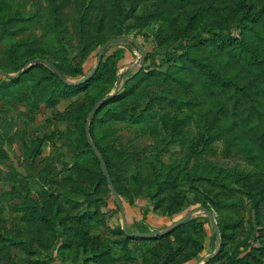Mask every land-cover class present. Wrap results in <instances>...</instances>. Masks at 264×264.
<instances>
[{
  "label": "rangeland",
  "instance_id": "obj_1",
  "mask_svg": "<svg viewBox=\"0 0 264 264\" xmlns=\"http://www.w3.org/2000/svg\"><path fill=\"white\" fill-rule=\"evenodd\" d=\"M245 2L0 0V70L25 68L0 73V264H264V66L220 41L264 57ZM120 36L143 62L111 44L73 90L33 61L75 82Z\"/></svg>",
  "mask_w": 264,
  "mask_h": 264
},
{
  "label": "water",
  "instance_id": "obj_2",
  "mask_svg": "<svg viewBox=\"0 0 264 264\" xmlns=\"http://www.w3.org/2000/svg\"><path fill=\"white\" fill-rule=\"evenodd\" d=\"M127 39H131L132 41H134L136 43V45L140 48L141 50V53H142V58H141V62H143V58H144V53H145V50H144V47L140 44L139 41H137L136 39L134 38H129L127 36H120V37H116V38H111V39H108V40H105L104 42L101 43L99 49H98V52H97V56H96V61H95V65L94 67L92 68V70L86 74L85 76H83L81 79L75 81V82H69L65 79V77L63 76V74L54 66L52 65L49 61L43 59V58H36L34 59L33 61L35 62H43L50 70H52L64 83L66 84H70V85H78V84H81L87 80H89L97 71L99 65H100V62H101V58L103 56V53L105 51V49L111 45V44H115V43H119V42H123ZM25 71V68H22L20 71H18L15 75H9L7 74L6 72L4 71H1L0 70V73L3 74V75H6V76H9V77H16L18 75H20L22 72ZM108 95H106L104 98H106ZM101 100H98L97 102H95L91 112H90V116L94 113L97 105L100 103ZM86 134H88V126H86ZM88 140L90 141V145L94 151V153L97 155V157L99 158L100 160V163H101V166H102V170L104 172V175H105V178L108 182V185H109V188L115 198V201H116V204L118 207L121 206V201H120V198H119V195L118 193L116 192V189L114 187V184L109 176V173H108V169H107V166L105 164V161L101 155V153L99 152V150L97 149L96 145L94 144V142L91 141V139L89 138V136H87ZM208 215L209 217L211 218V221H212V225L214 227V229L217 231V226H216V223H215V220H214V216L213 214L207 210L206 208H202ZM191 214L192 212H188L183 218H181L180 220H178L173 226L165 229L164 231L161 232V234H165V233H169L171 232L172 230H174L175 228H177L178 226H180L182 223H184L186 220H188L190 217H191ZM124 232L126 235L130 236V237H144V238H149L151 236H154L153 233L151 232H128L126 230V228L124 227ZM213 254H209L208 256H206L205 258H203L201 260L202 263H205Z\"/></svg>",
  "mask_w": 264,
  "mask_h": 264
},
{
  "label": "trees",
  "instance_id": "obj_3",
  "mask_svg": "<svg viewBox=\"0 0 264 264\" xmlns=\"http://www.w3.org/2000/svg\"><path fill=\"white\" fill-rule=\"evenodd\" d=\"M243 5H246V2H245V0H243ZM264 12V5H263V7L258 11V13H255V17H254V19L252 20V21H255V20H257L258 18H260L261 17V15H262V13ZM256 22V21H255ZM238 40L240 43H241V45L243 46V49H245L246 51H248L249 52V56L247 57V61H248V63L251 65V66H256V67H260V66H264V57L262 56V57H259V56H257L255 53H254V51L253 50H250L248 47H247V45H245L244 44V42L242 41V39H241V31H239L236 35H231V34H229V36H227V35H221L220 36V41L221 42H223V41H225V40ZM106 50V49H105ZM53 65V64H52ZM208 67V66H207ZM99 68V67H98ZM98 70V69H97ZM208 70H210V68L208 67ZM211 71V70H210ZM97 72V71H96ZM53 73V75L55 76V77H57L58 78V80L60 81V83L62 84L63 83V85L65 86V88L66 89H68V90H73V89H76V88H79V87H81V86H83V85H86L87 84V82L90 80V79H92L93 77H94V75L96 74H94L89 80H87V81H85V82H83V83H81V84H78V85H70V84H66V83H64L54 72H52ZM211 73L213 74V76L217 79V81H218V83L221 85V86H223V87H231V88H234V89H238V90H240L241 92H245V89H244V86H242V85H240L239 83H238V81H236V80H229V79H226V78H223V77H221V76H218L217 74H214L212 71H211ZM10 78V80L11 81H14L15 80V78L14 77H9ZM110 99H113V100H115V99H117V97H110L109 98V100ZM91 150H92V152H93V154H95L94 153V151H93V149H92V147H91ZM96 155V154H95ZM97 156V155H96ZM103 157V156H102ZM98 158V157H97ZM99 159V158H98ZM104 159V158H103ZM100 161V160H99ZM105 161V160H104ZM101 164V163H100ZM102 167V166H101ZM105 176V175H104ZM106 179V178H105ZM107 181V180H106ZM113 182V181H112ZM114 184V183H113ZM115 187V186H114ZM189 220V219H188ZM188 220H186L184 223H182L181 225H183V224H185ZM180 225V226H181ZM179 227V226H178ZM177 227V228H178ZM177 228H175V229H177ZM175 229L174 230H172L171 232H169V233H165V234H162V235H158V236H166V235H169V234H171L173 231H175ZM123 232H124V230H123ZM125 233V232H124ZM126 235V234H125ZM128 238H129V240L130 239H144V240H146V239H150L151 237H153V236H151V237H149V238H144V237H135V236H133V237H130V236H128V235H126ZM127 238V239H128ZM128 240V241H129ZM124 241H127V240H124Z\"/></svg>",
  "mask_w": 264,
  "mask_h": 264
},
{
  "label": "crops",
  "instance_id": "obj_4",
  "mask_svg": "<svg viewBox=\"0 0 264 264\" xmlns=\"http://www.w3.org/2000/svg\"><path fill=\"white\" fill-rule=\"evenodd\" d=\"M124 217H125V216H124ZM123 224H125V223H124V218H123Z\"/></svg>",
  "mask_w": 264,
  "mask_h": 264
}]
</instances>
